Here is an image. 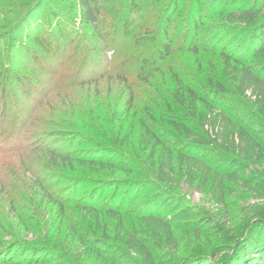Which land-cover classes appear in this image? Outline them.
Instances as JSON below:
<instances>
[{
  "label": "trees",
  "instance_id": "1",
  "mask_svg": "<svg viewBox=\"0 0 264 264\" xmlns=\"http://www.w3.org/2000/svg\"><path fill=\"white\" fill-rule=\"evenodd\" d=\"M15 1L3 0L11 9L4 13L17 17L4 30L9 49L20 30L35 32L41 48L30 47L28 57L44 66L43 51L60 66L72 65L67 77L48 82L40 99L62 96L59 108L79 113L75 88L88 92L99 84L104 77L90 67L111 49L119 57L115 64L105 59L102 74L116 73L130 92L113 102L86 93L83 106L96 104L109 122L104 131L85 127L92 136L87 153L21 141L29 115L22 124L18 112L13 116L16 140L5 141L0 129V264H264V141L256 127L264 128V0H189L187 6L183 0ZM43 7L47 30L39 37L36 13ZM211 20L219 22L213 30ZM117 27L127 42H115ZM230 34L242 40L223 43ZM70 46L76 55L65 65ZM188 53L203 81L187 80L177 65ZM206 53H214L221 72L205 71ZM163 68L169 85L155 99L160 108L147 106L144 117L128 122L139 108L137 82ZM2 74L1 94L12 81L23 83L10 68ZM155 115L169 129L159 128ZM76 131L67 130L84 136ZM37 133L35 139L44 140L48 132ZM58 176L69 187L55 188L49 180ZM81 185L89 191L75 197ZM148 188L156 194L137 200ZM184 191L205 196L208 208L188 203L175 215L158 209L161 196L179 204Z\"/></svg>",
  "mask_w": 264,
  "mask_h": 264
},
{
  "label": "rangeland",
  "instance_id": "2",
  "mask_svg": "<svg viewBox=\"0 0 264 264\" xmlns=\"http://www.w3.org/2000/svg\"><path fill=\"white\" fill-rule=\"evenodd\" d=\"M183 1H184V5L187 6L188 5L187 2L189 0H186V1L183 0ZM17 2L18 0H16L14 3L17 4ZM14 3H13V6H15ZM6 6L7 5L5 4V2H3V0H0V37L1 36L3 37L2 39L0 38L1 39L0 40L1 41L0 42V62H1L0 63L1 64L0 65V85L2 84L1 82L4 81L2 71H4L6 67L10 68L13 71L14 75L18 78V81H22L23 83L16 82L17 80L14 82L12 81V83L9 84L7 93L2 92L1 94V91H0V129H4L3 131L6 132L5 134L6 136H4L3 139L7 141L10 136H13L12 139L16 140V138L18 137L17 136L18 134L13 135L14 130H13V123H12L13 116L16 117L15 113L18 112L19 114L18 122L20 124H22L24 118H26L25 115L31 116V119L28 118L29 119L28 121L30 122L29 123L26 122L27 124L26 129H24L23 132H21L22 138L26 137V139H23L21 141L25 140V143L26 142L30 144L34 143V144H38L39 146L45 147V148H58L64 151H77L79 153H84L86 151L87 153V150L90 149L91 147L90 142L92 141V136L90 135V132H87V129H86L87 125H89L90 128L97 129V130L99 129L100 131H104L107 127L105 123L108 124L109 122H106V120L103 118V115H101L100 113L101 111L99 110V108H97L96 110V104L92 103L91 106L90 105L88 106L87 102L86 103L84 102V106H83V101L86 98V93L92 92V95L96 96V94L99 92L102 96H106L107 101H110V102H113V98H115V96L117 97L120 93L125 94L121 98L122 101L125 100L129 96L130 89L128 90V87L126 89L122 87L121 84H119L118 82L119 78L117 77L116 73L112 72L111 74L110 73L102 74L104 70L103 67L105 64V59L107 62L106 64H108V61L113 58L114 59L113 64H115L116 59L117 57H119V55L116 57V53H115L116 51L111 49L109 50V52H107L105 57L101 58V60L99 59L100 56H98L97 59L99 60H96V62H98L97 65H93L90 67L89 63L87 64V66L90 67L91 72L93 71L94 74L96 75L98 74L100 76H103L104 78L98 80L99 84L97 86H94V84H92L91 85L92 87L89 89L88 92H84V90L82 89L75 88L76 90L77 89L79 90L78 93L75 95L76 96L75 101L77 103H81L82 107L80 106V112L77 114L75 112L71 114H67V111L64 108H59L62 102V98H61L62 96L60 97L58 94H57L58 96H55V94H52V95L48 94L41 99L40 97L44 96L45 93L47 92V84L49 81H57L60 79V76H66V77L68 76L69 70H71L72 68V65L69 62H70V59H73L75 57L76 50H72L73 48L70 46V48H67L62 56L64 63H66L65 65H68L69 63L68 69L63 65L60 66V64L56 62L55 60L56 57L54 56L53 53H52L53 56L52 55L46 56L45 55L46 53L43 51L40 53V55L44 59V63H42V65L44 66H41L40 65L41 63H39L38 60H35V59L33 60L32 58L28 57L29 56L28 50H30V47L38 51H40V48H41L40 46L38 48L37 43L33 40V38L35 37L34 35L35 32L29 33V34L27 33L26 35V31L23 29L17 33V35L15 36L16 38L12 36L11 34V36L14 37L13 40L15 42H13L14 49H9L8 47L9 38L8 36L5 37L4 35L6 31L5 27L8 26L10 23L12 24L13 22H16L17 17L15 15L4 13V10H8L9 8V6L7 8ZM186 6L184 7V10L186 9ZM44 12H45V7H43V10L36 13L39 15L41 14L39 18V23H41L40 32L38 34L39 37H43L44 35H46L47 29L45 27L46 26L45 18L43 16ZM179 18L180 16H176L173 22L175 23L177 20H179ZM188 23H190V21L184 24V26L187 27ZM207 23H208L207 25L210 27L209 29L213 30L214 27L212 26H215L219 22L212 23V20H211L210 22H207ZM63 29H66V28L63 26ZM50 32L53 33L52 36L54 37V39H57V36H56L57 33L54 31L53 28H51ZM112 34H113V38L115 39V42L117 43L128 41V39L121 33L119 27L113 28ZM61 38L64 39V37H61ZM75 38H76L75 35H71L69 37V41L74 42ZM241 40L242 38L241 37L239 38V36H237L236 34H232V35L230 34L226 36L223 43H226L228 45H236ZM72 42L70 43V45H72ZM115 46H118V45H115ZM206 54L208 56L203 57L206 60L205 65H204L205 71L212 72L213 71L212 68H213L216 73L221 72L220 64L217 63L214 53H211V54L206 53ZM80 56L81 54L77 55L76 60H78ZM190 59L193 60V57L189 53L186 55L178 56L176 60L177 65H179V68L183 71L182 73L184 76L189 75L187 76V80H190L192 82L203 81L201 80L202 77L199 74H197L198 70H196L195 64L192 63ZM250 61L253 64L255 63L254 60H250ZM100 65H101V68H100ZM28 81H37L38 84L30 87V85L26 83ZM62 81L64 82L70 81V78L62 79ZM147 81L141 79L137 82L138 85H142V87L135 90L136 97L139 98V102H138L139 108L138 110L135 111L133 115L132 113L129 115V119H127L128 122L131 120L136 122L137 118L142 117L144 114L143 110L147 106L151 107L153 104V106L158 108L160 106V101H157V100L159 99L158 97L160 96V93H163L164 90L166 91L168 89L169 80L167 76V71L164 68L160 69V71H155L152 74V77L149 78ZM37 90H39V93ZM33 106L35 108H33ZM85 111H86V115H87V112L90 113V117L85 115L84 113ZM238 111L239 110L237 108V110L235 109L233 112L238 113ZM159 113H161V110H159ZM65 114L68 115V117H65L66 116ZM155 119L158 120L157 126L159 128L163 130L169 129L168 125L164 124V122L162 121L163 119L159 120V115H155ZM45 120L47 122L52 121L55 124L59 123V125L61 122L63 125L55 126V125L46 124L44 127L42 123ZM39 125L41 126L38 127ZM256 127H258L257 129L258 135L261 138H263V141H264V128L260 126L259 124L256 125ZM42 129H45L46 132H48L44 140H39L37 138L35 139L36 136H39L38 135L39 133H37V131H40ZM75 129H77L79 133L84 134V136L83 137L73 136V134L74 135L76 134L75 133L71 134L67 132V130L76 131ZM7 133H8V136H7ZM62 133H65V134L63 135ZM166 137L170 142L176 140V144L177 145L179 144V141L174 136L167 134ZM14 141L11 143V146H15L16 144H18V143H15ZM105 155L106 157H113L112 154H105ZM69 175L77 177L83 174H80L79 172L77 173L69 172ZM49 181H52V183L58 185V186H55V188L69 187L68 186L69 183L66 181H62L59 178V176L53 179L51 178ZM87 187L89 186H82V185L79 186L78 192L76 193L75 197H81L85 193L87 194V192L89 191ZM109 192H111V188L105 190V194ZM184 192L186 193V196H184L185 199L179 204H177L178 202H175L173 199L170 200L167 196H161L159 201L157 202L158 209L161 212L166 213L167 215L169 214L175 215L177 212H180L183 208H185L188 203H190L191 205L192 204L198 205L206 209L208 208V205L205 200L207 198L205 196H202V194L198 192L197 193L196 192L191 193L187 191H184ZM155 194H156L155 190H153L152 188H148L147 190L143 191L142 194H140L137 200L143 201L147 197L152 198L153 195ZM183 221L184 220L180 218L179 222L177 223H179L180 225ZM15 251L17 253V251L19 250L16 249Z\"/></svg>",
  "mask_w": 264,
  "mask_h": 264
}]
</instances>
